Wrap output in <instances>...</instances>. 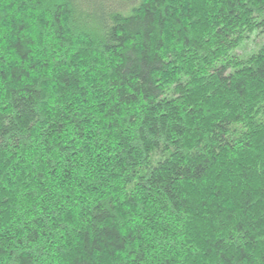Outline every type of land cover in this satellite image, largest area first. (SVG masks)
Here are the masks:
<instances>
[{"label": "trees", "instance_id": "obj_1", "mask_svg": "<svg viewBox=\"0 0 264 264\" xmlns=\"http://www.w3.org/2000/svg\"><path fill=\"white\" fill-rule=\"evenodd\" d=\"M0 264H264V0H0Z\"/></svg>", "mask_w": 264, "mask_h": 264}]
</instances>
